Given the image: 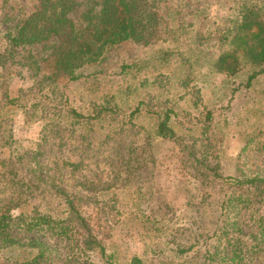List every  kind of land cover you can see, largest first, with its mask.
Returning a JSON list of instances; mask_svg holds the SVG:
<instances>
[{
  "label": "rangeland",
  "instance_id": "rangeland-1",
  "mask_svg": "<svg viewBox=\"0 0 264 264\" xmlns=\"http://www.w3.org/2000/svg\"><path fill=\"white\" fill-rule=\"evenodd\" d=\"M38 1L0 0V33L37 9ZM154 3L159 13L178 9L186 15L198 10L194 13V25L163 34L145 46L118 43L105 52L103 72L80 79V83H67L66 77L55 81L54 87L62 90L70 85L75 97L89 92L88 96L104 103L114 96L110 105L117 111L112 117L105 116L92 124L86 138H66L61 146L56 137L40 141L36 126L25 121L21 112L12 113L8 123L18 151H25L22 165L26 169L22 171L29 175L32 174L29 170L37 166L33 174L44 181L33 190L35 197L30 198L32 192L25 193V210L32 201L45 202L50 186L67 190L81 198L78 209L92 223L96 237L114 254L115 264H125L132 255H139L144 264H199L205 244L218 237L225 238L220 232L213 239L207 238L214 229L220 183L212 179L209 171L213 169L222 176H232L238 171L264 176V74L245 87L243 82L252 69L248 65L231 76L210 70L215 53L224 48L223 42L212 35L228 25L240 7L258 9L264 21V0H154ZM166 22L169 27L174 26L173 20ZM198 31L207 37L200 46L201 53L198 48L193 49ZM206 32L210 35H204ZM41 53L45 57L47 51ZM20 61L19 56H14L0 68V83L4 81L9 97L21 98L29 93V88L31 93L36 92L31 86V74ZM131 61L137 68L132 67L126 74L117 73L120 63ZM184 75L190 77L189 86L197 90L194 95L193 88L186 90L178 85L177 79ZM140 101L141 108H174L176 116L171 125L176 137H156L152 133L153 120L146 114L133 119L135 126L127 122L128 110ZM206 111L210 112V119L204 138L200 128L205 124ZM139 125H145L146 129L138 130ZM32 149L38 155L30 156ZM60 158L79 161L80 167L70 172ZM26 160L31 161L26 164ZM197 171L206 174L200 176ZM80 180L97 181L100 190L96 196L82 191L77 185ZM246 192L251 195L252 190ZM95 197L102 200L113 197L117 210L100 212ZM257 199L252 197V204L242 207L238 214L230 213L237 222V231L230 232V236L241 245H253L260 240L255 220L264 211ZM50 205L56 207L54 213L64 216L58 198L51 199ZM16 211L13 209L12 213ZM36 236L45 239L40 234ZM250 251L247 264H264V252ZM30 255L23 248L1 250L0 264H20Z\"/></svg>",
  "mask_w": 264,
  "mask_h": 264
},
{
  "label": "trees",
  "instance_id": "trees-1",
  "mask_svg": "<svg viewBox=\"0 0 264 264\" xmlns=\"http://www.w3.org/2000/svg\"><path fill=\"white\" fill-rule=\"evenodd\" d=\"M155 8L154 0H39L37 9L23 15L0 33L3 44L0 47V68H4L6 59L19 56L20 64L31 74V86L36 88V92L31 93L29 88V93L16 98L7 95L4 81L0 83V251L15 247L28 250L30 257L20 264L57 261L60 264H94L90 257L97 264H115L114 254L96 237L92 223L78 209L82 200L77 194L50 186L45 202L32 201L29 209L23 208L25 193L32 192L30 198L35 197L33 190L44 181L33 174L39 168L37 166L29 170L32 174L25 175L22 171L26 169L22 165L25 151H18L20 148L12 140L8 121L12 113L21 112L25 121L36 126L40 141L55 140L56 137L59 146L65 143L66 138H86L92 124L104 120L105 116L112 117L117 111L110 105L115 97L112 96L111 101L104 100V103L88 96L89 92L75 97L69 90L70 85L62 90L54 87L55 81L66 77L67 83H80V79L99 74L103 72L105 52L112 46L121 42L151 44L163 34L190 28L195 23L194 13L198 11L183 15L178 9H164L159 13ZM240 8L228 25H223L212 35L223 42L224 48L215 53L209 65L210 70L225 76L234 75L243 66H250L252 69L243 82L248 87L264 74V21L258 9ZM168 19L174 21V26H168ZM206 33L204 35H210ZM202 35L198 31L197 43L193 47L198 48L199 53L203 52L200 46L207 38ZM45 50L44 57L41 52ZM182 60L186 61V58ZM136 65L134 61L122 62L117 73L126 74ZM189 81L187 75L177 79L180 87L186 90L193 88L194 95L197 90L189 86ZM141 104L142 101L128 110L127 122L135 126L133 119L146 114L153 120L152 133L156 137H176L171 125V119L176 116L174 108L151 110L143 105L141 108ZM209 113H204L205 124L200 128V135L204 138L209 129ZM136 128L142 131L146 126ZM38 153L35 149L30 150V156ZM30 161L25 162L29 164ZM60 162L70 172L80 167L79 161L68 158H60ZM197 172L200 176L206 174ZM209 173L220 183L215 200L214 229L207 238L213 239L217 232L225 238L221 240L218 237L205 244L199 264H247L249 249L250 253L264 252V244L261 245L264 240V213L256 217L260 240L253 245H241L233 235L230 236V232L237 231L236 216L230 213L238 214L242 207L252 204V197H258L264 211V176L245 171L222 176L213 169ZM77 185L92 196L100 190L97 181L80 180ZM246 189L252 190L251 195ZM54 198L63 205L64 216L54 213L56 207L50 205ZM95 198V206L100 212L116 209L113 197L106 200ZM13 209L17 210L16 213H12ZM37 234L45 239H39ZM125 264L144 263L139 255H132Z\"/></svg>",
  "mask_w": 264,
  "mask_h": 264
}]
</instances>
